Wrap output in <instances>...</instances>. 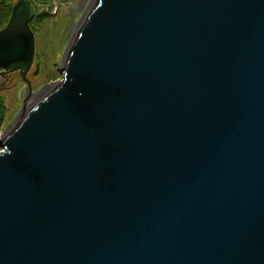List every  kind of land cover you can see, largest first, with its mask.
Returning a JSON list of instances; mask_svg holds the SVG:
<instances>
[{
  "label": "water",
  "instance_id": "1",
  "mask_svg": "<svg viewBox=\"0 0 264 264\" xmlns=\"http://www.w3.org/2000/svg\"><path fill=\"white\" fill-rule=\"evenodd\" d=\"M60 71L0 137V264H264V0H93Z\"/></svg>",
  "mask_w": 264,
  "mask_h": 264
},
{
  "label": "rangeland",
  "instance_id": "2",
  "mask_svg": "<svg viewBox=\"0 0 264 264\" xmlns=\"http://www.w3.org/2000/svg\"><path fill=\"white\" fill-rule=\"evenodd\" d=\"M92 2L93 0L38 2L37 13L48 15L42 21L34 23L35 61L27 74L32 94L27 92L19 72L7 74L6 79H0V94L6 107L0 137L38 99L39 93L62 78L61 62L68 45L73 41L80 20ZM31 98L35 100L30 101Z\"/></svg>",
  "mask_w": 264,
  "mask_h": 264
},
{
  "label": "trees",
  "instance_id": "3",
  "mask_svg": "<svg viewBox=\"0 0 264 264\" xmlns=\"http://www.w3.org/2000/svg\"><path fill=\"white\" fill-rule=\"evenodd\" d=\"M16 1L17 0H0V29H2L8 23V20L12 12L13 4ZM29 1L31 2L35 10V15L30 21V27L34 32L35 31L34 23H38L39 21H42L43 18H45L48 15V14H38L37 13L36 7L38 6V2H49V0H29ZM5 113H6V107H5L4 99L2 98L0 94V129L3 125Z\"/></svg>",
  "mask_w": 264,
  "mask_h": 264
},
{
  "label": "bare ground",
  "instance_id": "4",
  "mask_svg": "<svg viewBox=\"0 0 264 264\" xmlns=\"http://www.w3.org/2000/svg\"><path fill=\"white\" fill-rule=\"evenodd\" d=\"M75 34H76V33H75ZM48 87H49V86H48ZM48 87H47V88H48ZM47 88H46V90L42 91V92L39 93L38 95L42 96V95H43V94L49 89V88H48V89H47ZM40 96H39V97H40ZM39 97H38V98H39ZM35 98H36V96H35ZM32 99H34V98H31L30 101H32ZM34 100H35V99H34ZM25 109H26V108H25ZM22 113H23V112H22Z\"/></svg>",
  "mask_w": 264,
  "mask_h": 264
}]
</instances>
